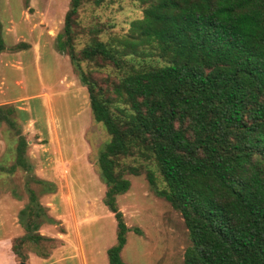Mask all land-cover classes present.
Segmentation results:
<instances>
[{"label": "trees", "instance_id": "16d2710c", "mask_svg": "<svg viewBox=\"0 0 264 264\" xmlns=\"http://www.w3.org/2000/svg\"><path fill=\"white\" fill-rule=\"evenodd\" d=\"M103 1L69 0L57 48L85 87L92 122L108 137L95 164L115 222L107 264H125L128 228L116 198L129 189L124 174L143 168L127 158L146 165L149 186L179 213L188 240L182 264H264V0H137L141 17L125 34L101 42L90 31L76 54L78 8ZM107 67L111 74L98 72ZM13 112L0 107V123L13 131L3 132L13 146L12 163L0 166L7 176L31 169ZM26 199L17 213L23 234L10 245L19 263L23 248L46 258L54 242L38 234L54 221L29 187Z\"/></svg>", "mask_w": 264, "mask_h": 264}, {"label": "rangeland", "instance_id": "374dc122", "mask_svg": "<svg viewBox=\"0 0 264 264\" xmlns=\"http://www.w3.org/2000/svg\"><path fill=\"white\" fill-rule=\"evenodd\" d=\"M68 2L69 0H0L2 39L4 50L8 51L4 54L23 50L25 52L28 43L36 45V76H33L34 70L31 66L25 68L20 64L24 70L20 88L25 90L26 97L35 95L36 92L38 101L45 95L49 96L55 122V130L52 132L56 133L45 136L43 127L34 131L36 133L32 137L28 135L30 132H20L25 141L31 140L42 150L47 160L37 162L34 173L36 177L32 171L33 165L28 163L26 157V163L31 167L29 172L19 168L11 176L0 172V209L6 208V197L20 201L22 209L27 201L29 187L36 194L38 203L45 208L47 217L54 221V224L48 226L51 228L50 233L52 230L62 232L68 235L69 240L72 237L77 238L79 229L80 240L85 253L89 254V259L94 258L97 264H106L104 252L115 242V222L102 203L104 185L98 178L95 164L97 152L108 137L100 124L92 122L85 87L80 83L66 53L59 52L57 48ZM141 10L137 0H104L98 6L90 2L83 3L77 10L73 28L74 52L77 54L88 43L90 31L97 30V37L101 42L125 34L129 23L141 17ZM62 39L63 37L60 38ZM27 58L28 56L23 60L25 65H28ZM80 67L83 71L88 69L84 63ZM98 72L111 74L108 67ZM39 80L42 94L36 88ZM35 114L39 115L38 120L42 119L38 112ZM41 125L43 126V120ZM62 132L68 134L62 136ZM6 137L10 144V138L7 135ZM27 146L25 153L29 150ZM12 148H6L3 156L0 155V166L8 168L12 163ZM59 148L61 154L57 153ZM31 155L36 156V153L33 151ZM51 155L62 156L63 162L53 159ZM131 160L127 158L124 162L133 166L141 165L143 168L137 176L124 174L123 177L129 181V189L116 198L117 208L128 228L120 258L125 264H182L183 252L188 245L182 219L149 186L145 178L146 165L136 164ZM149 169L155 177V188L159 190L162 184L158 174L151 166ZM33 178L39 179L42 184L34 183ZM26 181L30 183L27 186L24 185ZM80 199L84 200L81 205ZM63 204H67L69 213L61 218ZM17 213L9 218L12 225L18 224ZM4 223L7 224V221L0 219V238L10 239L11 245L23 234V230L20 227L19 233L12 229L4 230ZM45 224L48 223H42ZM41 232L46 235L45 231ZM14 235L16 237L13 238ZM59 245L54 240L50 244L49 253ZM44 247L49 248V244ZM21 253L26 255L24 263H19L13 255V264H29L28 253L32 252L23 248ZM10 255L5 244H0V264H11Z\"/></svg>", "mask_w": 264, "mask_h": 264}, {"label": "crops", "instance_id": "0c3cea01", "mask_svg": "<svg viewBox=\"0 0 264 264\" xmlns=\"http://www.w3.org/2000/svg\"><path fill=\"white\" fill-rule=\"evenodd\" d=\"M29 44V45H28ZM28 47L25 49V52H13L8 53V55L4 54L5 51L3 50L0 53V107H11L13 109V123L16 126V129H18L20 132H30L29 137L34 134L38 128L43 127L44 129V135L49 136L52 135V130H55L54 125V117L51 113V99L48 95H45L42 100L38 101L36 99V92L35 95L26 97L25 90H22L20 88V83L23 81V72L24 70L20 67V64H23L26 68V66H31V69L34 70V75L36 76V64L35 63V54L34 49L36 48V45L34 43H28ZM21 52V53H20ZM28 56L27 58V64L25 65L24 58ZM34 66V67H33ZM32 73V72H31ZM35 78V77H34ZM36 88L37 91L42 94V85L41 81L36 82ZM11 90V91H9ZM26 99V100H24ZM40 114V117L42 119L38 120V116H36L35 113ZM43 120V126L41 125ZM38 131V130H37ZM0 155L3 156V154L6 151V148L13 147L11 144H8L6 139H4L3 132H13L9 127L4 124L0 123ZM65 133V134H64ZM73 133V132H70ZM56 134V133H55ZM68 132H62V136H66ZM23 135V134H22ZM51 141V139H49ZM27 150L29 154L25 153V157L29 164L33 165L32 171L33 174L36 172L35 169L38 166L40 160L44 159L47 160L46 155L43 154L42 150L39 149L36 145H34L31 140H26ZM66 144V141H65ZM33 151L36 153L35 155H31L30 153H33ZM53 152L56 154V151L53 150ZM58 154H61L60 148L57 150ZM53 156V159H57L60 161V163L63 162L61 159L62 156ZM1 157V156H0ZM38 162V163H37ZM56 166V165H54ZM35 175V174H34ZM36 177V175H35ZM34 177V178H35ZM39 180V179H38ZM84 196V195H83ZM81 196V198H83ZM4 202V206L6 208L0 209V219L7 221V224L2 227L4 230L12 229L15 233L21 232V229L19 228L18 224L12 225L11 220L9 221V218H12V214H15V212H18L19 209H21L19 203L20 201H17L16 199L8 198L6 197ZM81 203H83V199H80ZM11 209L13 211H11ZM69 213V207L67 204H63V208H61V218L62 215ZM59 217V216H58ZM11 224V225H10ZM50 224L41 225L38 229V233L40 235H43L44 237H48L51 239H54L60 243L58 248H54L50 251L48 257L46 258H39L33 253H28V260L29 264H97L92 258L89 259V254L86 252L82 245V242L80 240L79 236V229L77 230V238L72 237V239L68 240V235L63 234L62 232H56L53 230L50 233V229L48 228ZM41 231H45V234H42ZM16 237L15 235L13 238ZM5 244L6 249L9 251L10 255V262L13 264L14 258L13 254L10 251V239L6 240L3 237L0 238V244ZM105 254V252H104ZM106 258V257H105ZM104 262L107 264V261L104 259Z\"/></svg>", "mask_w": 264, "mask_h": 264}]
</instances>
